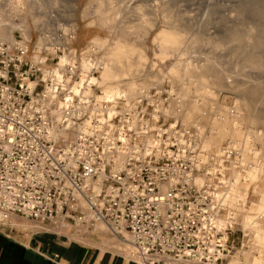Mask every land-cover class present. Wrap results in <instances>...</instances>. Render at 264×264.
Wrapping results in <instances>:
<instances>
[{
  "label": "built area",
  "instance_id": "obj_1",
  "mask_svg": "<svg viewBox=\"0 0 264 264\" xmlns=\"http://www.w3.org/2000/svg\"><path fill=\"white\" fill-rule=\"evenodd\" d=\"M45 51L0 42V226L12 217L57 234L103 226L140 264H231L237 217L196 181L192 129L158 109L169 90L131 104L100 100L96 86L76 94ZM64 68L70 85L80 80L77 60Z\"/></svg>",
  "mask_w": 264,
  "mask_h": 264
},
{
  "label": "rangeland",
  "instance_id": "obj_2",
  "mask_svg": "<svg viewBox=\"0 0 264 264\" xmlns=\"http://www.w3.org/2000/svg\"><path fill=\"white\" fill-rule=\"evenodd\" d=\"M247 2L248 0H0V31H13L32 50L33 47L36 48L41 36H50L52 42L43 47L50 63H55L58 59L50 53L55 48L53 44L58 36L63 38L64 44H69L71 55L76 54L77 61L78 58L89 57L94 46L100 61L113 58V63L122 69L121 74L108 79L110 81L106 80V83H100L103 89H124L128 93L136 87L138 90L146 89L145 92L150 91L151 94L154 89L169 90L170 86H174L186 103L180 122L196 128V124H200L211 130L221 129L224 135L214 148L228 146L233 139L244 141L248 144L246 146L261 152L259 160L264 162V71L250 66L244 49L238 50L241 42L231 40L224 46L217 45L231 38L233 33L238 35L251 31L254 35L259 34L248 22L251 14L264 12H251L247 9ZM55 21L61 23L58 30L54 28ZM20 23L30 33L29 38L26 39L20 29L11 30ZM46 26L50 27L47 29ZM70 33H75L74 40H71ZM92 56L96 58V55ZM206 67L212 71L205 74L203 71ZM99 78L101 81L100 73ZM99 91L102 89L98 88ZM134 97L128 99V102ZM230 107L237 111L234 116L228 110ZM218 116H223V120ZM192 130L194 131L193 127ZM244 130L247 131L246 138L243 137L246 134ZM262 133L263 135H258ZM235 156L233 154V158ZM250 157V164L242 163L240 157L237 165L231 163L232 172L227 177H238L237 172L247 174L256 163L253 153ZM229 163L227 160L226 164ZM207 168V164H203L200 173L207 172ZM238 181L247 191V202L244 205L248 210H241L244 200H239L235 233L238 238L234 254H239L252 264H263L264 238L260 240L256 239L257 235L254 236L257 242L255 247L259 248L256 253L249 244L253 239L251 230L245 224L250 225V219L264 212V190H258V186H264V170L258 178ZM259 221L258 229L263 231L264 215ZM99 232L100 235L87 230H75V236L71 237L76 239V235H79L82 236V243L105 248H111L109 241H115L113 247L126 254L122 251L126 247L121 240L111 235L105 227ZM106 237L110 240L107 241ZM238 249L245 251V255H241Z\"/></svg>",
  "mask_w": 264,
  "mask_h": 264
},
{
  "label": "bare ground",
  "instance_id": "obj_3",
  "mask_svg": "<svg viewBox=\"0 0 264 264\" xmlns=\"http://www.w3.org/2000/svg\"><path fill=\"white\" fill-rule=\"evenodd\" d=\"M51 1H53V0H51ZM243 7L245 8V5ZM247 9H250L251 12H253V11H258L259 13L264 12V0H248ZM250 16L251 17H250L248 23L251 24V27L253 26L254 28H256L258 30L259 34L256 33V35H254L253 32H251V31H248L245 34L240 33L238 35L233 33L231 38H227L223 42L217 43V45L218 46H224L231 40H233V41L237 40L238 42H241L240 44L238 43L239 44L238 50L244 49V54L248 57V59L250 61L249 62L250 66L252 65L255 69H259V70L264 71V14H251ZM116 22H122V21H116ZM53 25H55L54 28L56 30L61 28L60 22L55 21L53 23ZM49 27L46 26L47 29ZM14 29L15 30L20 29L23 32L25 38L26 39L29 38L30 33L28 32V30H26L23 23H20L19 25L12 27L11 30H14ZM196 30H198V28H196ZM56 32H58V31H56ZM70 34H71L70 37L72 38L71 40H74L75 36H76L75 33H70ZM15 35L16 34H14L13 31H9V30L8 31H0V42L8 41L12 44H21V43L27 44L26 41L19 40ZM53 39H54V37H53ZM50 41H51L50 36H48V35L47 36L46 35L41 36L39 38L38 43L36 44V48L33 47L34 51L40 52L42 50H45V48H43V47L46 44H48V42H50ZM55 42L56 43L53 44V46L55 45L54 46L55 48L50 53L59 58L58 69L56 70L55 75L57 76L59 83L61 85H63L64 88H67L68 86H70V87H72L73 91L76 94H79L80 92L83 91V89L86 90V93H89L92 90L93 86H96V87L101 88L103 90V94L98 97L100 100L106 99L108 101H113V102L117 103L118 99H120L122 96H124L127 98L126 104H131L138 97V95H141L142 93L145 92L146 89H139L138 90L136 87L134 88L133 91L128 92V93L124 89L123 90L113 89V88H104L103 89V87L101 86L100 83H104V82L106 83V80L111 79V78L117 76L118 74H121L122 69L120 68V66L118 64H114L115 61L113 58H107V60L100 61L99 60L100 57L98 56L99 53H98V51L95 50L96 48L94 46L92 47V54L88 55L89 57H85L83 59L78 58L79 61H78L77 73L80 76V80H78L74 85H70L71 78L65 75V73H66L65 68L66 67L64 68V66H66V64L70 63L72 60L77 59V56H76V54L71 55L72 52L70 51L69 44H64L63 38L61 36H58L57 40H55ZM95 43H96V41H95ZM99 44H101V42ZM101 47H102V45H101ZM68 52H69V54H67ZM115 53H116V51H115ZM92 55H96V58ZM40 56L41 55L38 54V55H36V58H40ZM248 59H247V62H248ZM211 60H213V59H211ZM116 62H117V60H116ZM211 71H212L211 68L206 67L203 72L206 74V73H210ZM99 73L101 75V81L102 82L100 81ZM108 81H110V80H108ZM29 84L32 85V82L29 81ZM184 89H186V88H184ZM169 90H170L169 92L173 95V96H171L170 105L168 107H164L163 103H159L158 109L163 110L165 112V114H167V115H172L176 118H180V117L183 118L184 107L186 104L185 100H183L182 96L179 95L177 89L174 86H170ZM133 97H134V99L129 103L128 99L133 98ZM192 103L194 104V102H192ZM197 106H199V105L197 104ZM228 110H229L230 114H232V115L237 113V111L233 107L228 108ZM190 115H192V114H190ZM218 118L223 120V116H218ZM183 124L190 127L191 129H192V127L194 128V131L192 130L193 139H194L195 144L197 145L198 150H199L198 167H202L203 164H207V166H208L207 172L197 175L196 181L200 184L206 183V184H210V185L214 186L216 188L217 196L224 197L226 205L229 207L230 210L233 211L234 215L236 217H238V212H237L238 211V207H237L238 201L243 199L244 200V203H242L243 205L247 202V191L239 185L238 180H247V179H251V178L255 179V178H258V176L263 172L264 162L259 160L261 152L259 150H255V149L250 148V146H246V145H248V144H246V142H244V141L242 142L240 140H235V139L231 140L228 143V146L224 147V145H222V146H219L217 148H214V145H216L217 142L220 140V138L224 135L223 130H221V129L217 130L215 128L213 130H211V129H208L206 127H203L200 124H196L197 128L194 126H191L189 124H186L185 122H183ZM236 124H237V122H236ZM244 131L246 134H243V137L246 138L247 131L246 130H244ZM62 132H63V135H65V136L68 135L67 131L62 130ZM258 132L259 131H257V133ZM258 135H263V133L258 134ZM241 136H242V134H241ZM251 153L254 154V159L256 162L253 165V168H251L247 174L235 172L236 176H238V177H234V178L227 177L229 175V173L232 172L230 164L234 163V166L237 165L238 164L237 159L239 157L241 158L242 163L250 164L251 163V157H250ZM233 154H236L235 158H233ZM227 160L230 162L229 164H226ZM241 165H243V164H241ZM241 165H240V167H241ZM243 205L241 207L242 208L241 210L247 211L248 209L245 207V205L244 206ZM263 215H264V212H262L261 214H258L253 219H250V225L245 224V227L247 229L251 230L253 239L250 240L251 243H249V244H250V246H253L256 253H258L259 248H256L257 246L255 247V244L257 242H255L254 236L257 235L256 239L259 238L260 240L264 238V230L261 231L260 229H258V228H260L259 227L260 226L259 219ZM12 218H14V217H12ZM33 226L35 229L39 230V227H37L36 225H33ZM100 227L98 228V231H100ZM254 228H256L257 230L256 229L254 230ZM246 236H247V233L245 234V237ZM76 237H78L80 240L82 238V236H79V235H76ZM120 242L123 245H125V247H126L125 250H122L123 252L126 253L125 255L133 258L131 255L130 244L127 241H120ZM250 246L248 245L247 247H250ZM238 250H240V249H238ZM244 252L245 251L240 250V254L243 256L245 255ZM244 260H245V258L242 259L239 254L236 255V253H235L233 255V257L231 258V264H239L240 261L245 262V264H252V263H250L246 260L244 261ZM263 264H264V258H263Z\"/></svg>",
  "mask_w": 264,
  "mask_h": 264
},
{
  "label": "crops",
  "instance_id": "obj_4",
  "mask_svg": "<svg viewBox=\"0 0 264 264\" xmlns=\"http://www.w3.org/2000/svg\"><path fill=\"white\" fill-rule=\"evenodd\" d=\"M258 187L259 192L264 190ZM72 234L38 231L15 218L11 226H0V264H140L113 247L116 242L107 237L111 248L86 245Z\"/></svg>",
  "mask_w": 264,
  "mask_h": 264
}]
</instances>
